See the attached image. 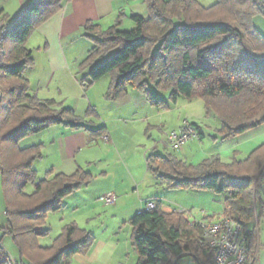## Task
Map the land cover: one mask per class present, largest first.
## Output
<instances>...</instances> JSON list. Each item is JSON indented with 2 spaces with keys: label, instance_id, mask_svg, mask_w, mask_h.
<instances>
[{
  "label": "trees",
  "instance_id": "1",
  "mask_svg": "<svg viewBox=\"0 0 264 264\" xmlns=\"http://www.w3.org/2000/svg\"><path fill=\"white\" fill-rule=\"evenodd\" d=\"M216 1L206 8L199 0H143L148 17L132 15L131 30L121 29L124 13L106 31L88 23L85 38L93 47L79 67L81 73L90 70V83L83 81L86 87L109 76V102H118L134 90L145 95L151 106L170 110L166 101L153 95L151 86L167 93L171 105L179 99L201 101L206 118L219 121L216 133L222 142L264 125V36L254 26L255 17L264 16V0ZM62 3L31 4L9 25L0 57V180L7 192L8 219V226L0 229L11 235L18 249L17 264H72L74 256H86L96 243L91 232L72 223L51 247L39 246L38 238L49 233L42 230L48 214L60 212L65 199L89 186L94 177L83 170L72 176L49 171L39 181L35 163L42 159V146L21 149L19 144L53 126L82 128L73 109L31 96L24 77L34 66L28 42ZM8 40L14 43L11 49ZM105 133L104 128L90 131L98 137ZM147 170L167 191L226 196L224 216L241 226L250 253L256 252L257 235L251 226L264 218V144L246 160L235 154L230 164L213 156L193 166L172 155L152 154ZM29 186L33 193H26ZM129 223L137 264H177L187 256L195 264H216V252L200 245L199 226L191 225L180 212L165 213L160 202ZM0 264H12L1 239Z\"/></svg>",
  "mask_w": 264,
  "mask_h": 264
},
{
  "label": "crops",
  "instance_id": "2",
  "mask_svg": "<svg viewBox=\"0 0 264 264\" xmlns=\"http://www.w3.org/2000/svg\"><path fill=\"white\" fill-rule=\"evenodd\" d=\"M137 1L63 0L61 10L34 32L27 45V49L32 52L34 66L24 76L30 84L29 94L41 101L54 100L63 108H73L79 118H83L80 110L87 105L94 110L100 127L95 129L94 125L91 126L95 124L93 117L86 119L85 123L82 122V128L77 130L65 125L53 126L25 139L23 142L28 141L29 145L24 147L20 145V148L42 146V159L35 163V170L37 171V168L42 170L39 181L45 179L49 171L54 176L58 174L72 176L83 170L94 177L89 186L83 187L65 200V207L87 202V191L92 187L98 188V184L104 185L100 191V199L98 202L94 201V205H99L103 196L115 194L116 204L109 206L104 204L106 207L103 209L110 208L107 214L117 221V227L142 212L145 204L153 199L161 203L162 210L167 214L186 210L191 212L192 218L196 220H216L213 217L215 213L209 209H202L195 214L182 204L189 202L190 199L198 200V197H204L203 195H209L208 197L214 200V196L208 194L212 192L165 190L148 172L147 158L152 154L162 155L164 150L167 155L193 166L213 156H219L225 164H230L235 154L240 160H246L256 148L264 144V125L235 139L222 142L216 133L220 129L217 119H208L204 113L206 128L205 125L190 121L181 115L180 109H192L200 101L188 102L179 99L176 105L170 104L169 111H163L151 106L145 95L134 90H130L127 97L118 102L107 101L106 93L111 83L109 76L88 88L82 84L83 81H86V84L90 83V79H87L90 70L81 73L79 67L93 47L85 38V26L92 23L106 31L114 26L119 15L124 13L121 29L126 30L131 27L132 15L148 17L147 9L139 14L134 11L138 4L132 2ZM33 3H29V7ZM140 5L145 4L142 2ZM82 39L87 49L85 55L78 58L71 54L72 46L75 41ZM72 90L76 93H72ZM188 116L194 120V113ZM185 121L195 125L200 138L192 139L193 142L191 144L189 142L187 148L184 147L178 155L173 154L168 146V136L178 130L176 127L181 131ZM171 125L175 128L169 130ZM101 128L106 130L104 136H91L90 131ZM29 193H33L32 190ZM218 197H221L223 202L226 199V196ZM79 211L80 208H77V214ZM89 211V214L81 218L74 217L72 223L79 225V222L89 218L87 216L100 215L97 208ZM77 214L75 212V215ZM223 214L224 211L218 219H221ZM102 228L106 230L108 226L103 225ZM118 241L119 239L105 242L97 240L89 254L74 256L72 264H111L118 255L121 262L126 258L129 260L132 254L129 256L128 252L131 250L126 247L127 251H123L122 242ZM136 258L138 260L137 254Z\"/></svg>",
  "mask_w": 264,
  "mask_h": 264
},
{
  "label": "rangeland",
  "instance_id": "3",
  "mask_svg": "<svg viewBox=\"0 0 264 264\" xmlns=\"http://www.w3.org/2000/svg\"><path fill=\"white\" fill-rule=\"evenodd\" d=\"M34 1H36V0H0V12L3 11L2 16L0 17V22H4L6 25L12 24L14 21H16L17 17L21 13L25 12L29 8V3H33ZM199 1L206 8L212 7L217 2L216 0H199ZM142 2H143V0H138L137 2H132L134 4H136V3L138 4V6H136V8L134 10V11H137L138 14H139V12L147 9L146 5H143L144 7L142 5H140V4H142ZM254 26L257 29V31L264 36V16L263 15H258L255 17ZM134 27L135 26L132 22L131 27L127 28L126 30H131ZM82 40L75 41L73 43V46H72L71 54L75 55L78 58L83 57V55H85L86 49H87V47L85 45V41L84 40L82 41ZM28 44H29V42H28ZM13 45H14V43L10 40H8L6 42V46L8 47V49H11L13 47ZM32 45H33V42H32ZM82 84L86 85L84 82ZM150 90L156 98L167 101L168 106H171L170 105L171 103L169 102V96L167 93H164L162 91L157 90L155 86H151ZM72 93H76V91L72 90ZM99 95H100V93H99ZM181 100L184 101V99H181ZM198 104H200V105H198ZM5 106H7V104ZM155 108L157 109V107H155ZM71 109H73V108H71ZM159 109L160 110L162 109L163 111H169V110L163 109L162 107ZM92 111H93L92 108H89V106H87V105L85 106V108L83 110H80L81 115H83V118H81V121L83 123H85L86 119L93 117L95 119V120H93L95 122V124H91V126L94 125V127H96L95 129H98L100 127V126H98V119L96 118V116H94V112H92ZM101 112L104 113L102 109H101ZM180 113L183 117L188 118L190 121H197L200 125H203V126L205 125L204 127H206V125H207L205 123V118H204L205 111L203 108V102H201V101L199 103L195 104L192 107V109L191 108L188 110L187 109H184V110L180 109ZM190 113H194V116H193L194 120H192L188 116ZM75 114L78 117L76 112H75ZM89 114L91 115V117H89ZM212 120H214V118H212ZM211 125H212V123H211ZM174 128H175V126L171 125L169 130H172ZM175 129L179 130V128H177V127ZM191 142H193V141H190V144H191ZM9 143H12L11 139L7 141V145H9ZM19 144L21 145V147H24V146L29 145V142L26 141V142H21ZM187 146H186V148H187ZM170 152H172L173 154L175 153L177 155L179 154L178 152H173L172 150H170ZM161 154L167 156V154L164 150ZM37 171H36L37 172V178L39 179V177H41L42 170H41V168H37ZM261 183H262V180H261ZM19 186L21 187V184H19ZM103 188H104V185L101 186L100 184H98V188L92 187V189L87 191L86 195L88 197V201L85 203H81L79 205H66V207L64 204V208L60 212L48 214V216L45 220V224L42 226V230H48L49 233L47 236L38 238L37 241H38L39 246H41L42 248L51 247L55 243V241L58 239V237L63 233L64 229L67 226L72 224L74 217H80L81 218V217L85 216V214H89L90 213L89 210H91L92 208H97L100 211V215H98L97 217L90 215L91 218H90V216L86 215L89 218L87 220H83V221L79 222V225L77 224L79 226V228L82 230H86L88 232H91L92 235H94V237L96 238V242H97V240L100 242H105V241H110V239H119V241L122 242L121 249L123 251H127V248H128V250H131L128 252L129 256H130V254H132V256L130 257L129 260L126 258L121 262L120 255H118L117 257L114 258V260L112 261L111 264H126V263L127 264H137L136 254L133 251L132 242H131L132 227L129 223L130 220L127 222H124V224H122V225L120 224L119 227H117V224H118L117 221H114V218H112L109 214H107V212L110 210V208L109 209H103V207L105 208L106 206L104 204H102L101 201H99V205H94V201L98 202V200L100 199V191L103 190ZM30 190H32V192H33L34 187L29 186L26 190V193H29ZM196 194H198V193H196ZM208 194H211V196H214V198H213L214 200H212V197H208L209 195H203L204 197H198V200L192 201L190 199L189 202L182 203V204H184V207L186 209L192 210V212L195 214L199 213V211H201L202 209L203 210L209 209L212 213H215V215L213 217L218 219L219 217L222 216V213L225 210L224 202L221 199V197H218L216 194H214V193H208ZM64 203H65V201H64ZM6 204H7V192H6V188L3 187L2 180H0V228H6L8 226L7 225L8 219H7L6 213H5ZM93 205H94V207H93ZM178 205H180V204H178ZM77 208H80V211L78 214H77ZM75 212L77 215H75ZM217 213H219V214H217ZM119 223H120V221H119ZM103 225H105L106 227L108 226V228L106 230L103 229L102 228ZM251 229L255 230L256 235H257L256 252H254V254H252L251 264H264V218L261 219L260 222L257 220L254 223V225L251 226ZM105 232H107V234H104ZM0 239H1L2 247L4 248L5 252L9 256L11 263L17 264L16 263L17 261H15V260H17V258H18V249H17L11 235L7 234L4 230L0 229ZM131 252H133V253H131ZM126 256H127V254H126ZM193 263H194L193 259L191 257L187 256V257H183L182 259H180L177 264H193ZM25 264H32V263H30L29 261H26Z\"/></svg>",
  "mask_w": 264,
  "mask_h": 264
},
{
  "label": "built area",
  "instance_id": "4",
  "mask_svg": "<svg viewBox=\"0 0 264 264\" xmlns=\"http://www.w3.org/2000/svg\"><path fill=\"white\" fill-rule=\"evenodd\" d=\"M9 25L0 22V57L4 54V44L9 32ZM1 98V92H0ZM200 135L196 128L189 122L183 123L181 131H174L168 136V146L173 152H179L186 147L192 139H199ZM101 202L107 206L117 202V196L113 193L101 198ZM157 200H149L143 211L157 208ZM186 220L191 225H198L202 231L201 247H207L216 252V264H251L252 254L249 249V241L241 226L226 216L221 219L192 218L191 212L181 210ZM195 264V263H193Z\"/></svg>",
  "mask_w": 264,
  "mask_h": 264
}]
</instances>
